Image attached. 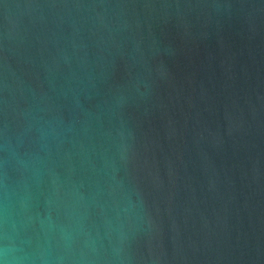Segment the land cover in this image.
<instances>
[{"label": "water", "instance_id": "obj_1", "mask_svg": "<svg viewBox=\"0 0 264 264\" xmlns=\"http://www.w3.org/2000/svg\"><path fill=\"white\" fill-rule=\"evenodd\" d=\"M0 259L264 264V0H0Z\"/></svg>", "mask_w": 264, "mask_h": 264}, {"label": "clouds", "instance_id": "obj_2", "mask_svg": "<svg viewBox=\"0 0 264 264\" xmlns=\"http://www.w3.org/2000/svg\"><path fill=\"white\" fill-rule=\"evenodd\" d=\"M0 264H7V260L6 259H0Z\"/></svg>", "mask_w": 264, "mask_h": 264}]
</instances>
